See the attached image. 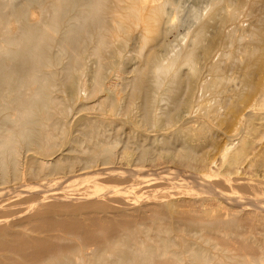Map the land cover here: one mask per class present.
<instances>
[{
    "label": "bare ground",
    "instance_id": "bare-ground-1",
    "mask_svg": "<svg viewBox=\"0 0 264 264\" xmlns=\"http://www.w3.org/2000/svg\"><path fill=\"white\" fill-rule=\"evenodd\" d=\"M180 12L0 0V264H264V0Z\"/></svg>",
    "mask_w": 264,
    "mask_h": 264
},
{
    "label": "rangeland",
    "instance_id": "rangeland-1",
    "mask_svg": "<svg viewBox=\"0 0 264 264\" xmlns=\"http://www.w3.org/2000/svg\"><path fill=\"white\" fill-rule=\"evenodd\" d=\"M177 4L179 5V8L181 10L179 16L181 19H183V23L171 35V43L173 44H176L180 40L182 35L187 34L196 26L207 4V0H177ZM128 58H126L125 60H127ZM262 122H264V114L263 119L258 121V123ZM234 143L237 144L238 139H235ZM259 143L260 141L256 142V144Z\"/></svg>",
    "mask_w": 264,
    "mask_h": 264
}]
</instances>
